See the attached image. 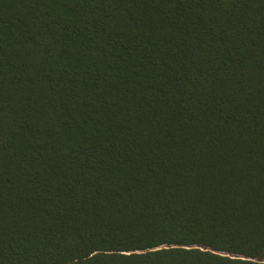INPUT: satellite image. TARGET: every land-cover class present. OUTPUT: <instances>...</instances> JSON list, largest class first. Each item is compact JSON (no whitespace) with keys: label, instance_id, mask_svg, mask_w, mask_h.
Returning <instances> with one entry per match:
<instances>
[{"label":"trees","instance_id":"16d2710c","mask_svg":"<svg viewBox=\"0 0 264 264\" xmlns=\"http://www.w3.org/2000/svg\"><path fill=\"white\" fill-rule=\"evenodd\" d=\"M0 264H264V0H0Z\"/></svg>","mask_w":264,"mask_h":264}]
</instances>
